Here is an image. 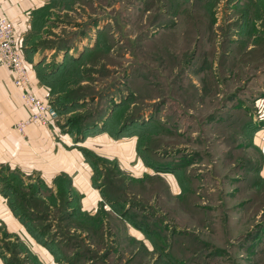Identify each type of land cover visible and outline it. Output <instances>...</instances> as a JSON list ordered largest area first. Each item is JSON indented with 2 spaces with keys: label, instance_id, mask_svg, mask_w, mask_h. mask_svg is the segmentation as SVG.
I'll return each instance as SVG.
<instances>
[{
  "label": "rangeland",
  "instance_id": "rangeland-1",
  "mask_svg": "<svg viewBox=\"0 0 264 264\" xmlns=\"http://www.w3.org/2000/svg\"><path fill=\"white\" fill-rule=\"evenodd\" d=\"M42 2L28 41L55 51L40 77L54 104L79 111L60 122L72 130L87 113L105 118L126 98L110 128L136 118L128 134L138 137L141 156L152 167L168 165L179 182L171 187L169 172L154 169L138 183L123 182L119 167L108 166L117 187L140 193L124 205L147 216L151 246L105 212L100 218L108 216L117 239L97 231L86 242L61 227L65 241L93 264H264V177L251 169L264 152L250 142L255 120L264 122L262 1L258 9L254 0Z\"/></svg>",
  "mask_w": 264,
  "mask_h": 264
},
{
  "label": "crops",
  "instance_id": "crops-1",
  "mask_svg": "<svg viewBox=\"0 0 264 264\" xmlns=\"http://www.w3.org/2000/svg\"><path fill=\"white\" fill-rule=\"evenodd\" d=\"M42 5V0H0V17L13 21L17 43L31 68V88L58 112L49 126L29 124L24 134H20L15 124L28 118L32 110L24 104L21 88L14 84L13 72L0 66V264H93L92 259L83 261L82 251L70 244L69 238L64 243L61 227L86 242L92 243V233L97 231L102 232L104 238L113 235L115 240L117 235L106 229L110 225L108 216L100 218L104 212L121 218L135 232L131 233L133 236L151 246L144 234L116 210L123 195H128L123 196V200H127L132 198L129 195L140 196V193L129 194L125 186L123 190L113 187L118 191L109 189L110 181L104 182V176L109 167H119L115 177H122L123 182L138 183L150 176L148 172L153 168L139 153L138 137L128 133L114 136L104 119L97 121L96 117L92 124L80 130H68L60 122L59 118L72 111L71 104H54L51 87L38 71L45 65L44 59L50 61L55 47L28 41L36 30L35 12ZM73 110L69 114L79 112ZM255 121L250 142L252 147L264 152V122ZM259 171L264 177V162ZM164 175L168 176L172 187L176 176ZM176 185L179 186L178 181ZM108 194L113 199H108ZM115 195H121L120 199ZM14 209L33 213L46 231L43 242L28 230L33 219L22 220L20 212Z\"/></svg>",
  "mask_w": 264,
  "mask_h": 264
},
{
  "label": "built area",
  "instance_id": "built-area-1",
  "mask_svg": "<svg viewBox=\"0 0 264 264\" xmlns=\"http://www.w3.org/2000/svg\"><path fill=\"white\" fill-rule=\"evenodd\" d=\"M0 66L13 72L14 84L21 88L24 104L32 110L31 115L15 124V129L24 134L27 125L49 126L57 118L56 108L40 98L30 86L31 68L24 60L15 36L12 20L0 17Z\"/></svg>",
  "mask_w": 264,
  "mask_h": 264
},
{
  "label": "trees",
  "instance_id": "trees-1",
  "mask_svg": "<svg viewBox=\"0 0 264 264\" xmlns=\"http://www.w3.org/2000/svg\"><path fill=\"white\" fill-rule=\"evenodd\" d=\"M260 1H262V3H263V7H264V0H254V3H255V5H256V9H258L260 6H261V2ZM249 12L250 11H242V15H241V17H243V18H246L247 20L249 19V17L251 16V14H249ZM194 16V17H193ZM193 16H191L190 17V22L192 21V20H195L196 19V15H193ZM254 17V16H253ZM253 17H251V18H253ZM257 18V17H256ZM247 20H245L246 22H241V25H247V24H249L250 22H247ZM239 23V22H238ZM193 25L195 24H199V21H193V23H192ZM234 24H236V23H234ZM190 26V25H189ZM187 32H190V30L189 31H187ZM192 32H196V31H194V30H191V33ZM126 100V98H123L122 100H120L119 101V103H117V104H115V106H111L110 108H108V111H107V113H106V115H105V118H103V117H101V112L98 114V115H96V117L98 116L99 117V115H100V119H97V121H101V120H103L104 119V122L105 123H107V129L114 135V136H117L118 134H121V133H130V129H128L129 127H131V126H133L134 125V123L136 122V118L134 119H131L130 117H132V115H130L128 118H126V119H123L122 120V122H120V124H119V127L117 128V131H113L111 128H110V123H111V121H113L114 120V117H115V115H114V111H116L118 108H119V106H121V104H123L124 103V101ZM111 110V111H110ZM110 111V112H109ZM93 113H97V112H93ZM93 113H90V114H86V118L84 117V119H83V123L79 126V127H74V128H72V130H74L75 128H77V129H82V128H85V126H88V125H90V124H92L91 122H94L95 121V118L96 117H94V118H92L91 119V117L94 115ZM140 114V113H139ZM92 115V116H91ZM97 117V118H98ZM133 117H136V115L134 116L133 115ZM138 117V116H137ZM88 118H90L89 120H88ZM92 120V121H91ZM254 127V126H253ZM253 127L250 129V130H252L253 129ZM251 132V131H250ZM132 133V132H131ZM140 151V150H139ZM155 155V154H154ZM144 159V158H143ZM144 161L146 162V160L144 159ZM150 166V165H149ZM164 166V167H163ZM160 165V167H152V166H150L151 168H153L154 170H156L157 172H169V173H172L171 172V169H168L169 167H168V165ZM252 168L251 169H253L254 168V170H255V174L256 173H258V174H256V176H255V178H257V176H259V179H261L262 177L260 176V171H259V166L256 164V162H252ZM106 175H107V173H106ZM261 177V178H260ZM104 178H105V176H104ZM109 180H110V185H111V187L113 188V187H115L116 189L118 188L115 184H114V181H113V179L109 176H106V179H104V182H106L107 184L109 183ZM115 196H117V198H119L120 199V197L119 196H121V195H115ZM123 196H125V195H123ZM121 197V199L119 200V203H118V205H117V208H116V210L118 211L117 213H120L126 220H128L131 224H132V226L134 227V228H136V229H138V230H140L143 234H144V236L150 241V238L147 236V234L145 233L146 231H145V229H144V225L143 224H146L145 223V220L147 219V216H145V215H143V213H141V214H138V213H128V208L129 207H127V205L125 204L124 205V203H126V200H123V198L124 197ZM112 197V195H110L109 196V194H108V199H113V198H111ZM123 200V201H122ZM131 200V199H130ZM132 200H135V201H137V202H139V203H141V202H143V201H139V199H137V198H133ZM143 207V206H142ZM142 209H144V208H142ZM142 209L140 208V211H142ZM14 210H16V209H14ZM21 211V210H20ZM20 211H18V210H16V212H20ZM20 217L22 218V220H24L25 218H30V220L31 219H33V221H31L30 222V224L28 225V230H29V232H30V234H32L35 238H37V240H39L40 242H43V236L46 234V233H44V232H46L43 228H44V226L42 227V226H40L41 225V223L39 222V221H36L35 220V217H34V215H33V213L32 214H29L27 211H21L20 213ZM22 214V215H21ZM142 219L143 221H144V223H142V222H139V221H137V220H135V219ZM40 223V224H39ZM44 230V231H43ZM67 232V231H66ZM44 234V235H43ZM63 234V233H62ZM64 235H65V233H64ZM70 240V239H69ZM64 241H65V237H64ZM67 241H68V239H67ZM67 241H65L64 243L66 244L67 243ZM75 242V241H74ZM76 245V244H75ZM153 248V247H152ZM154 248H155V246H154ZM153 248V249H154ZM80 249V248H79ZM81 250V249H80ZM82 251V254H83V258L85 257V255H86V253H87V251H83V250H81ZM83 261H84V259H83Z\"/></svg>",
  "mask_w": 264,
  "mask_h": 264
}]
</instances>
